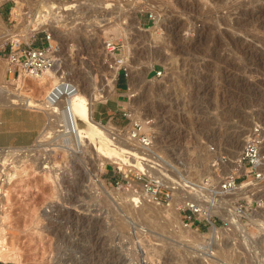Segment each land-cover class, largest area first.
I'll use <instances>...</instances> for the list:
<instances>
[{
  "label": "rangeland",
  "instance_id": "1",
  "mask_svg": "<svg viewBox=\"0 0 264 264\" xmlns=\"http://www.w3.org/2000/svg\"><path fill=\"white\" fill-rule=\"evenodd\" d=\"M41 1L46 0H3L0 20L10 30H15L10 20L14 10L20 14L28 12L19 16L23 17V28L27 20L33 22L34 17L40 22L53 20L59 30L53 32L54 39L57 38L53 51L57 62L55 70L72 80L79 79L76 84L86 93L90 87L95 89L92 110L106 100L109 103L108 97L116 95L111 96V93L126 92L116 125L102 122L106 127L109 125L110 130L125 134L132 115L138 118L146 113L149 117L144 118L153 119V128L157 131L156 151L164 155L168 164L165 165L167 171L163 170L162 160L155 157L153 160L159 169L152 172L165 183L171 181L180 185L172 191L174 199L156 207L161 208L173 200L178 222L170 211L160 210L161 215H153L143 203L151 198L141 190L139 183L123 179L119 163L111 159L102 165L101 161L93 163L88 151L79 158L72 150L69 154L57 151L51 157L54 156L55 165L62 171V221L6 223V248L10 244L9 250L21 254V264H264V0H133L132 6L126 5L124 0H81L80 12L84 13L79 12L78 21L67 18L64 23L55 22L52 14L39 17ZM42 33L37 37H42ZM103 41L116 44L113 60L106 56L108 51ZM0 43V66H9L8 38ZM115 61H119V69L113 88L107 90L109 77L112 78L108 71L111 67L107 65ZM125 73V89L120 91V77ZM6 76L12 91H28L35 98L43 96L44 86L34 82L31 75ZM131 82L137 83L139 89V97L135 99L144 100L136 112L131 111L129 101ZM103 83L106 84L104 96L97 88V85L102 88ZM23 105H0V110L12 106L36 110ZM36 112L45 119L43 112ZM92 118L96 120L93 113ZM254 127L260 130L263 139L261 177L254 179L239 169L237 184L248 183L252 190L230 202L224 199L228 192L223 193V198L221 192L216 202H208L209 191L200 193L202 190L197 184L206 177L218 187L222 175L216 161L207 156L221 147L230 149L229 138L248 129L249 136ZM38 136L34 145L48 139L41 134ZM237 147L239 145L232 149L239 153L241 148ZM34 151L31 160H37L38 154L46 152L42 148L41 152ZM140 155L127 154V162L132 158L138 162L136 158ZM206 163L210 170L205 168ZM117 190L137 192L141 201H132L124 194L120 197L115 193ZM186 196L210 207L222 204L228 216L221 211L208 217L200 207V212L183 210L180 207L189 202ZM23 208H19L21 212ZM186 215L192 218H185ZM211 227L216 230L213 241L209 240L210 236L202 235L208 234ZM0 262L18 264L11 260Z\"/></svg>",
  "mask_w": 264,
  "mask_h": 264
},
{
  "label": "bare ground",
  "instance_id": "2",
  "mask_svg": "<svg viewBox=\"0 0 264 264\" xmlns=\"http://www.w3.org/2000/svg\"><path fill=\"white\" fill-rule=\"evenodd\" d=\"M2 1L3 0H0V3ZM124 2H126V5H129V6L131 5L132 6V3L134 1L133 0H124ZM41 3H42V1H41ZM82 3L83 2L81 0H70V1L46 0L39 7V15L42 17V16H47V15L52 14L53 19L55 20V22L63 21V23H64V21L67 18L68 19L71 18L73 20L75 19L76 21H78L76 18H78L77 15L79 16L80 7H81V4ZM33 4H35V3H33ZM17 7H18V3H17ZM19 8H20V6H19ZM92 8H95V7L93 6ZM119 8L120 7H118V9ZM23 9H24V7H23ZM21 10H22V7H21ZM36 10H38V9H36ZM82 11H84V9ZM258 11H259V9H258ZM80 13L82 15V13H84V12H80ZM130 13H131L132 17H134V10L130 11ZM104 14H105V12H104ZM81 20H79V21H81ZM125 20H127V19H125ZM254 20H255V18H254ZM136 21H135V23H137ZM41 23L42 24L44 23L46 25L48 24V28H50V30H52V32H57V33L59 32V30H58L57 26L54 24L53 20H49V22H45V21L42 20ZM70 23H68V24H70ZM117 24H119V23H117ZM125 25H127V24H125ZM77 27H78V25H77ZM12 29L10 30L6 26H4L3 23L0 20V42H4V41H6L7 38H10V37L16 35V33H15L16 30H12ZM81 29L82 30H85L82 27H81ZM126 29H127V27H126ZM24 30L26 31L27 30V27H25ZM75 32H74L73 35L76 34ZM150 32L152 33V31H150ZM54 37H55V35H54ZM56 39L57 38H55L54 40H56ZM103 43H105V41H103ZM0 44H2V43H0ZM92 45L93 44H90V46H92ZM58 49H59V47H58ZM102 49H104V48H102ZM160 51H162V50H160ZM106 53H107L106 56L108 55L112 60L115 58L113 53H109V52H106ZM147 54H149V53H147ZM158 54H160V52ZM157 56H159V55H157ZM52 57H54V55ZM118 63H119V61H115L113 64L107 65L108 67H111V68H109L108 71L110 72V76H112V78L110 79V77H109V83H108V87L107 88H106V84H104V83H103L102 88H101L100 85H97L98 86L97 88H98V93L99 94H101V95L104 96V94H105V92H104L105 91V88L107 90H108V88L109 89H112L113 88V86H114L115 73H116L117 69H119L118 68L119 67V64ZM122 63H125V62L123 61ZM148 63H149V65L152 64V63L150 64V62H148ZM56 64H57V62L54 61L53 64H52V66L50 68H46L45 70H43L42 72H40V73H38L36 75H31V77L34 79V82H36L39 85H43L44 86V90H41L44 93L41 98H35L33 95L29 94L28 91L27 92H17L16 90H15V92L12 91L13 90L11 88L12 86L10 87L9 80H8V78L6 76L7 73H8L6 70H7V68L9 66H7L6 64L0 66V105L3 106L5 104L8 105V104H11V103H22V104L25 105V107L27 106L28 108L30 107V108L36 109V110L41 111V112L44 113L45 118H46V121H45V124L43 125V127H42L39 135L41 134L42 137L43 136L48 137V139L41 141L40 142V146H41V148H43L44 151L47 150L46 153L48 155L46 156V159L48 161H52L53 160V162L51 163L52 166H54L57 163H56V161H54V159H52L54 156L51 157V154L55 155L57 151L58 152L59 151L60 152L62 151V153L67 152L69 154L70 151L72 150V151H74L78 155V158H79V156L81 154H85L86 151H88V154L90 153L91 154V158H93L92 159L93 160L92 162L93 163L94 162L98 163L99 161H101V165L103 164L104 161L110 160V159L113 160L115 163L117 162V163H119V165H122L123 162H127V158H126V155L127 154H132L134 152L135 153L142 154L140 147L136 143H134L132 141H129L128 139H126L123 136L120 137V136H116L115 135V137L117 138L115 140V138H114V132L112 131L113 129L110 130L108 128L109 125H108V127H106V125L102 124L100 121L98 122V121H96V120H94L92 118V100L95 99L97 92L95 93V91H94L95 89H93L92 87H90L89 92L86 93V91H85L84 88H81L78 84H76L79 79L78 80H76V79L75 80H72L71 78H68L67 76H64V74L60 73L59 70L58 71L55 70ZM127 64H129V63H127ZM129 66H131V65H129ZM13 67L10 68V71H11L10 73L13 72V69H14ZM136 69H137V67H136ZM140 71H141V68H140ZM137 75H138V73H137ZM134 82H136V81H134ZM134 82H131L132 83V85H131L132 92L131 93L129 92L130 93V97H131V98H129L130 99L129 101L131 102L130 105H132V109H133L131 111H135L136 112V110L139 109L140 106H142V101H144V100L141 99V98L140 99L137 98L138 100L135 99V97H139V91H138L139 89L137 87V83L135 84ZM93 84L94 83H92L91 85H93ZM94 87H96V86H94ZM41 91L39 93H41ZM164 95H165V93H164ZM132 96L134 98H132ZM132 113H129V114H132ZM132 117L133 118H136L137 115L136 116L135 115L134 116L132 115ZM144 117H149V116L146 113L143 114L140 117L138 116V118H140V119L141 118H144ZM110 128H111V126H110ZM247 131L245 130V131H243V133H241L242 132L241 131V132H239L241 134H239V135L237 134V136H232L229 139L227 138L228 139V143L230 145V149L229 148L226 149V148H222L221 147V148H218V150L216 152H214V153L211 152L212 153L211 156H207L206 155L207 157H210V159L212 158V160H215L216 161V164H217L218 168L220 169V173L222 175V179H224L227 175H230L231 173H233V171H236L237 164H238V159H239L240 152H241L240 148L242 149V147H243L242 145L244 144V141L247 138L246 136H248ZM38 137H40V136H38ZM222 141L224 142V140H222ZM237 145H239V148L237 147L240 150L239 153L235 152L232 149V148L236 147ZM204 148H206V147H204ZM237 148H235L236 151H237ZM133 149L135 151H131ZM190 149H191V146H190ZM40 152H41V150H40ZM203 152L205 154L206 150L205 151L203 150ZM11 153L12 152H5L4 149H0V163L2 164V166L3 167H6V168L9 167L11 169H13V168L14 169L15 168H24V165L23 164L25 163L26 159H24L21 156L19 158L16 157L15 159L12 158L8 162V160H9L8 158H9V156H10ZM224 156L226 158H222ZM194 157H195V155H194ZM195 159H194V161H195ZM190 160H192V158ZM206 160L207 159L205 158V162H206ZM171 162L174 163L173 161H171ZM128 163L135 165L137 168L143 169V164L141 165L139 162H136V160H134V158L130 159ZM183 163H184V161H183ZM201 163H202V161H201ZM197 164H199V163H197ZM263 164H262V166H263ZM173 165H172V167H173ZM183 165L181 164V166H183ZM49 167H51V166L49 165ZM183 168H185V166ZM205 168L207 170H210L211 169V167L207 166V163L205 164ZM261 170H262V168H261ZM95 171L93 169V172H95ZM262 171H264V168H263ZM94 175H95V173H94ZM46 177H47V179H50V180H53L54 181V179H53V177H52L51 174H46ZM94 180L97 181L98 184L102 188H106L105 185H104V183L101 182V181H99L98 178H95ZM172 183L173 182L170 181V183H169V181H168V184L172 185ZM173 185L175 186V188H180V185L177 186V183L176 184L173 183ZM182 185H184V184L182 183ZM185 186H187V185H185ZM218 186H219V184H218ZM250 190H252V187L248 183L237 184L233 188L230 189L231 192H228L227 195L225 194L226 196H225L224 199L226 200V202H230L231 200H233L234 198H236L238 195L243 194V193H247ZM218 192H220V194L222 192V191L219 190V187H218ZM115 193L121 195L120 197H122L123 194H124L125 196H128L129 199H131L132 201H135V202L141 201V200H139V196L138 195L136 196V194H138L137 192H130L129 190L128 191L127 190H123L122 192H120L119 190H117ZM188 193H190V190H188ZM200 193H202V191ZM203 193H205V192H203ZM206 193H207V191H206ZM194 194H195V196L198 195V193L196 191H195ZM222 196H223V192L220 195V197L223 198L224 196L223 197ZM187 199L189 200V203H191L190 201H194L195 202L194 204L191 203L192 206L195 209L197 208V210H198V207H200V209L202 211H205L206 212V214H207L208 217H210L213 213H219L221 211H223V213H224V215L226 217L228 216V214L226 213V211H224V209L222 208V206H221L222 204L221 205L220 204H217L216 206H211L210 207V206H208V205H206L204 203H200L199 200L198 201L195 200V199H192L191 200V197L189 198V196H186L185 197V200L186 201H187ZM62 200H63V198H62ZM132 201H130V202H132ZM63 202H64L65 206L68 208L69 207V204L67 203V201L65 202V200H64ZM173 202L174 201L172 200L171 203H169L167 205H164V206H162L160 208V207H156V204L157 203L154 202V201H152V200L145 199L143 201V203L146 204L150 208V210L153 212V215H156L157 213H159L160 210H162L163 213H168L170 211V212H172L174 214L175 219L177 221L178 220V215H177L178 212L175 211V208L173 207L174 206L173 205L174 204ZM146 205H144V206H146ZM147 210H149V209H147ZM159 215H161V213H159ZM169 219H171V218H169ZM171 223H173V222H171ZM262 224H264V223H262ZM5 230L6 229H5L4 225H0V260H3V261H10L11 260V261H16L18 264H21V254L18 251H16V250H13V251L12 250H9L8 249V246H10V244L7 245V248L4 245V241L6 239L4 237V235L6 234L5 233ZM181 230H182V227H181ZM215 231H216L215 228L214 227H211L208 234L205 233V234H202V235H208V236H210L209 237V240L213 241L214 239L212 237L215 236V234H214ZM181 232H183V230ZM178 234H179V232H178ZM189 235H191V234H189ZM197 235H198V233H197ZM181 236H182V234H181ZM5 243H6V241H5ZM16 248H17V246H16Z\"/></svg>",
  "mask_w": 264,
  "mask_h": 264
},
{
  "label": "built area",
  "instance_id": "3",
  "mask_svg": "<svg viewBox=\"0 0 264 264\" xmlns=\"http://www.w3.org/2000/svg\"><path fill=\"white\" fill-rule=\"evenodd\" d=\"M27 14V11L21 14L15 12V10L11 11L10 20L14 22L13 27L16 30V35L8 38L7 44L10 49L9 62L11 63L7 68V75L12 74L14 76L19 73L36 75L46 68H50L55 61L52 56L56 47V41L54 40L52 30L48 28V24H42L34 17L33 22H28L29 20H27V24H25L27 30L25 31V27H21L23 24V20L21 19L23 17L19 16ZM41 32H43L42 37H37V34ZM37 38L39 39L38 41ZM105 48L109 53H114L117 46L112 41H105ZM11 67L14 68L12 73H10ZM153 124L152 118H130L125 134H121L115 129L112 131L114 132L115 140V135L120 137L123 135L129 141L136 143L141 149V155H143L136 158L139 163H143V169L137 168L128 162H123L118 167L121 175H123V179L131 183H139L141 190L149 195L152 201L161 204L173 198L172 191H175V186L173 183L172 185L165 183L161 177L153 173L156 169H159L158 163H155L153 160L155 157L162 160V163L160 162L162 165H160L163 167V170L167 171L165 165L168 164L164 155L156 151L157 137ZM262 141L260 130L254 127L244 141L236 171H233V173L227 175L219 182L218 187L220 191L223 193L230 192V189L238 183L240 175L237 171L239 169H243L246 174H251L254 179L261 177L263 162L261 153ZM34 144L0 147L5 152H12L8 158V162L12 158H19L20 156L26 159L23 164L24 168H6L0 163V225L15 223L17 220L35 224H55L62 221V171L56 165H50V161L46 159L48 154L45 151L47 150L44 151L43 148L42 150L45 153L38 154L37 160H31V157L36 152L34 150H41L39 143ZM211 149L214 150V147ZM129 158L130 156H128ZM29 164L30 166L26 167ZM46 174H51L54 181L47 179ZM184 176L189 179L187 175L184 174ZM166 179L169 178L167 177ZM197 187L202 192L209 191L208 202L213 203L217 201L220 192L218 193V187L211 178L205 177L197 184ZM20 207H24L22 212L19 209ZM180 208L189 210L190 212H200L189 202H186ZM185 218L191 219L192 216L186 215Z\"/></svg>",
  "mask_w": 264,
  "mask_h": 264
},
{
  "label": "crops",
  "instance_id": "4",
  "mask_svg": "<svg viewBox=\"0 0 264 264\" xmlns=\"http://www.w3.org/2000/svg\"><path fill=\"white\" fill-rule=\"evenodd\" d=\"M119 81H117L118 85ZM126 80L122 79V88L124 91ZM108 97L110 100L104 101L97 108L92 110L93 116L96 120L111 125H116L119 119L117 115L123 108V103L126 98V92L111 93ZM46 118L43 119L38 112L23 109L22 107H7L0 110V147L1 146H27L34 143L39 135Z\"/></svg>",
  "mask_w": 264,
  "mask_h": 264
},
{
  "label": "trees",
  "instance_id": "5",
  "mask_svg": "<svg viewBox=\"0 0 264 264\" xmlns=\"http://www.w3.org/2000/svg\"><path fill=\"white\" fill-rule=\"evenodd\" d=\"M120 78L123 79L124 78V74H122ZM0 264H5V263L0 262Z\"/></svg>",
  "mask_w": 264,
  "mask_h": 264
}]
</instances>
